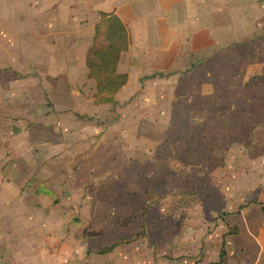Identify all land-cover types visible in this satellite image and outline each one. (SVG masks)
<instances>
[{
  "label": "rangeland",
  "instance_id": "rangeland-1",
  "mask_svg": "<svg viewBox=\"0 0 264 264\" xmlns=\"http://www.w3.org/2000/svg\"><path fill=\"white\" fill-rule=\"evenodd\" d=\"M32 1L49 9V17L59 16L60 21L67 18L61 19L60 15L68 14L71 4L73 8H86L83 11L86 16L89 14L87 0ZM28 3L29 0H0L1 35L18 32ZM7 11L11 15L7 16ZM1 35L5 41L0 44L6 45L8 41ZM20 52L23 58L24 52ZM6 55L7 51L0 49V58ZM0 66L6 68V62L0 61ZM7 76L2 77L6 85L8 80L11 82ZM170 86L182 89L176 92L181 95L184 90L199 89V83L175 82ZM166 88L171 90L165 84L161 87L164 93ZM261 89L264 83H255L257 97L250 98L255 112H241L238 123L231 122L229 113L216 114L209 109L207 129L200 133V114L192 110L176 117L165 113L170 120L160 126V132L150 128L139 131L138 136L148 145L152 139L160 143L159 147L151 146L159 158L158 178L145 177L153 165L146 159L139 166L144 178L131 176L130 170L122 167V158L132 153L130 145L119 142L105 147L99 136L89 156L92 160L86 162H82L83 153L72 160L70 154H62L61 147L50 149L53 156L49 160L57 156L59 159L36 165L24 160L4 161L11 156L4 155L2 159L0 155V264H187L183 257L189 252L192 256L187 262L193 264L197 252L201 251L202 261H218L222 249L226 253L225 264H264L257 256L264 251V98L258 97ZM169 96L172 94L157 99L164 111L169 106H185L182 100L187 102L184 97L171 101ZM198 100L193 103L196 99L192 98L193 107L200 106ZM226 101L220 98L216 105L221 107L219 111L228 107ZM149 113L144 115L145 120H151ZM200 138L207 144L204 150L196 146L190 152L189 146L182 145L185 140L198 142ZM148 148H142L144 158ZM3 149L8 146H0V152ZM17 149L18 153L23 152ZM187 157L192 158L180 161ZM183 166L189 168L187 174ZM41 185L57 190L56 197L48 195L50 192L46 194L53 199L33 193V188ZM137 186L158 188L160 194L136 193ZM19 188L27 190V194L17 196ZM14 197L20 203L13 208ZM195 217L207 222L197 226ZM251 220L254 225H249ZM184 231L192 235L191 240L179 238ZM173 232L176 240L172 239Z\"/></svg>",
  "mask_w": 264,
  "mask_h": 264
},
{
  "label": "crops",
  "instance_id": "crops-1",
  "mask_svg": "<svg viewBox=\"0 0 264 264\" xmlns=\"http://www.w3.org/2000/svg\"><path fill=\"white\" fill-rule=\"evenodd\" d=\"M87 1V16L83 11L86 8H73L71 4L68 14L60 15L61 19L67 18L60 21L56 14L50 13L49 17V9L41 7L39 2L33 4L29 0L21 14L23 24L16 29L18 32L12 31V35L6 32L7 37L1 35L3 30L0 32L8 41L6 45L0 44V49L7 51L6 57L0 58L1 63L7 65L6 68L0 66V146H8L0 155L11 156L3 157L4 161L24 160L35 165L46 160L55 161L60 157L49 160L53 156L50 149L61 147L62 154H70L72 160H77L83 153L82 162H86L92 160L89 156L99 142L97 139L101 138L105 147L119 142L130 145L132 153L122 158V167L129 169L136 179L145 176L139 167L144 165V159L153 165L155 162V167L151 165L150 173L145 176L154 179L160 176L159 158L151 146L159 147L160 143L152 139L148 145L140 139L138 132L148 128L160 132V126L170 120L165 113L176 117V114L198 111V130L202 133L207 129L205 123L209 109L216 114L229 113L231 122L237 123L241 112L242 115L255 112L253 100L257 95L253 87L257 82L264 83V0ZM101 13L115 14L128 32L129 46L121 53L116 69L118 75H126L127 81L114 95L113 103L95 104L96 82L88 77L86 54ZM54 22L59 24L55 26ZM1 39L0 43L5 41ZM19 51L24 52L23 58H20L22 53ZM4 75L11 79L8 85L3 82ZM175 82L199 83V89L177 94L182 89H172L170 83ZM165 84L171 88H166L167 93L161 89ZM164 94H172L169 96L173 98L171 101L184 97L182 99L187 98V102L182 100L180 102L185 106H169L168 111H164L162 103L157 100ZM258 97L264 98V89L260 90ZM192 98L196 99L193 103L199 99V107L192 106ZM220 98L229 103L223 111L216 106ZM146 113L152 115L148 116L151 120L144 119ZM241 117L244 121L245 117ZM203 141L201 138L198 142L185 140L182 145L189 146L190 152L196 146L204 150L206 143ZM16 146L23 152L18 153ZM141 146L149 147L145 158ZM183 168L187 174L189 168ZM33 190L38 196L50 199H53L50 196L56 197L57 192L46 185ZM16 191L17 196L28 192L22 188ZM136 193L156 195L160 190L155 187L139 189L137 186ZM27 202L29 206L31 203ZM19 203L18 197H14L11 206L14 208ZM199 218H194L197 226L207 222ZM254 224L252 220L249 223ZM175 234L173 232L171 236L176 240ZM179 238L187 241L192 235L184 231ZM200 254L201 251L197 252L193 264L219 261V258L218 261L212 258L202 261ZM190 255L191 252L183 257L187 264ZM257 256L264 261V251Z\"/></svg>",
  "mask_w": 264,
  "mask_h": 264
},
{
  "label": "trees",
  "instance_id": "trees-1",
  "mask_svg": "<svg viewBox=\"0 0 264 264\" xmlns=\"http://www.w3.org/2000/svg\"><path fill=\"white\" fill-rule=\"evenodd\" d=\"M128 46V32L121 20L113 13H101L86 54L88 77L96 82L95 104L113 103L114 95L126 84V75H118L116 69L121 53ZM224 260L222 250L214 264H224Z\"/></svg>",
  "mask_w": 264,
  "mask_h": 264
}]
</instances>
